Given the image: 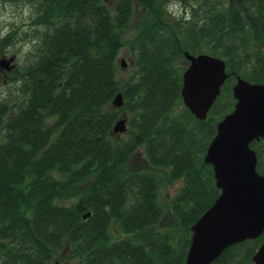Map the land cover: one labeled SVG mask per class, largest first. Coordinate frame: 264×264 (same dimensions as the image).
Returning <instances> with one entry per match:
<instances>
[{"label": "trees", "instance_id": "16d2710c", "mask_svg": "<svg viewBox=\"0 0 264 264\" xmlns=\"http://www.w3.org/2000/svg\"><path fill=\"white\" fill-rule=\"evenodd\" d=\"M28 1L44 30L36 33V60L13 73L25 101L14 111L0 101V264H60L61 253L69 264H186L191 226L220 194L213 167L204 161L224 115L215 112L219 97L206 120L188 108L176 112L182 71L166 48L179 47L173 38L179 35L173 26L172 42L157 35L165 21L157 18L154 0H117L114 10L103 0ZM137 1L150 8L148 22L157 20L132 40L140 49V69L123 87L116 59ZM248 11L239 26L255 29ZM189 28L181 33L194 43L215 28L222 44L224 34L237 39L241 32L208 20ZM240 40L250 43L243 34ZM255 60L258 70L243 76L264 82V53ZM119 92L125 105L117 109L113 100ZM125 110L131 115L129 135L114 139L113 127ZM142 146L166 175L126 170ZM252 147L264 174V140ZM175 180L184 181L170 202L184 228L179 238L159 227L167 214L161 186ZM80 185L84 190L75 201L59 202Z\"/></svg>", "mask_w": 264, "mask_h": 264}, {"label": "water", "instance_id": "95a60500", "mask_svg": "<svg viewBox=\"0 0 264 264\" xmlns=\"http://www.w3.org/2000/svg\"><path fill=\"white\" fill-rule=\"evenodd\" d=\"M190 65L183 73L182 100L199 120H206L230 76L223 58L184 52ZM15 57L2 58L0 68L11 71ZM122 66H126L122 60ZM234 109L217 123L204 161L213 167L221 190L214 203L191 226L192 236L186 264H212L231 245L255 239L264 232V174L257 169L254 140L264 139V82L237 76L233 86ZM113 105H124L119 92ZM127 130V118L119 119L113 132ZM91 212L84 215L88 218ZM264 264V242L253 256Z\"/></svg>", "mask_w": 264, "mask_h": 264}, {"label": "rangeland", "instance_id": "374dc122", "mask_svg": "<svg viewBox=\"0 0 264 264\" xmlns=\"http://www.w3.org/2000/svg\"><path fill=\"white\" fill-rule=\"evenodd\" d=\"M103 1L106 2L108 6L112 8V10L115 9L117 0ZM211 1L215 0H154L153 4H155L158 8V10H156L157 18L162 19L165 21V23H167L165 24L162 21V29L158 31L157 35L162 38H169L168 42H170V37L173 36L171 27L173 26L172 28L178 31L180 39L177 35H174L173 38H178L177 40L179 41V47L171 48L167 45L166 52H169V55L172 53L174 56L172 60L173 66L182 71V76L190 65V61L184 55L185 51H188L194 55L207 53L225 60L227 71L231 75L227 82L223 85V89L218 98V107L215 110V112L220 109L223 110L224 115L220 118L221 120L226 114L234 109L236 99L233 96V86L237 81V76L244 77V74L251 73L256 69L258 70V66H256L257 61L255 58L256 56L264 53V0H256L255 6L252 5L251 7L248 6L247 8L249 10L248 12L250 16L256 22L255 29H251L250 27L242 28V25L239 26V24H241L239 21L237 23H232L235 21H227L224 23V25L228 24V28L233 29L234 26H237L235 29H239L241 31L236 37L237 39H230L227 34H224V43H218L216 40L222 33H219L220 31L216 30V27L212 30L213 37L212 35L204 38L202 37L199 42L194 43L193 39L190 38V34L187 32L181 33V29L187 30V28L190 26L192 27L193 25L196 27L189 28L188 30L192 31L193 29L198 28L199 25L204 22V3ZM246 1L249 2V0ZM150 4H152L151 1ZM247 5L250 4L247 3ZM149 12L150 8L147 4L138 1L134 4V12L124 35L125 44L120 49L116 59L118 66L117 78L119 80V84L123 87H125L128 82H131L137 77L138 70L140 69L138 63V54L140 49L137 47L133 48L134 39L140 31L146 28V26L151 27L152 24L157 20L156 16H153L155 20L148 22L150 20V18L147 17ZM194 16H196V18H194ZM240 16L244 17L246 20L245 12ZM34 17L35 8L31 1L16 0L8 2L5 0H0V60L2 58H10L12 56L15 57V60L12 62V64H15V67L12 71H7L6 69L0 68V101H7L12 109L11 111L15 110L14 108L17 103H23L26 98L21 96V93L18 90V87L21 85V80L18 79L20 82L15 81L13 78V76H15L13 75L14 70L17 67H23L25 64L36 60L39 44L38 35H36V33L38 30L39 32L44 30L43 27L38 26L34 22ZM180 21L183 23L181 26L178 25V22L180 23ZM209 23L211 24L212 22ZM225 31H227V29H225ZM255 33H257V35ZM9 34L13 37L6 39V36ZM242 34L246 39H248V42L250 43L242 44V42H244L243 40H240ZM6 40L8 42H5ZM244 45H247V47ZM228 47L230 49H228ZM122 60H125L126 66H122ZM254 60L256 63H254ZM124 105L120 108H123ZM185 108L187 107L181 100L177 106L176 112L182 113ZM216 115L218 116V113H216ZM123 117L127 118V130L123 133L113 132L112 137L114 139L127 138L129 135V119L131 115L125 110L124 112L120 113L117 121ZM126 170H143L152 172L160 171H158V169L156 170V168H154L149 162L145 152V147L143 146L131 156L128 163L126 164ZM167 171L161 169L160 173L162 175H166ZM57 177H59V175H57ZM165 182L161 186L160 201L167 207V214L160 221L159 227L164 231L171 230L172 234H174L176 238H179L181 237L184 228L182 226L181 219L177 218L171 211L170 202L176 195L179 194L180 190L183 188L184 181L175 180L172 183ZM83 190L84 185L71 188L59 198V202L70 204L82 194ZM62 254L63 253L58 254L56 256V260H61L60 264H69V262H66V260L64 261L62 259ZM233 254L234 253L232 252L230 255Z\"/></svg>", "mask_w": 264, "mask_h": 264}, {"label": "flooded vegetation", "instance_id": "af4514ba", "mask_svg": "<svg viewBox=\"0 0 264 264\" xmlns=\"http://www.w3.org/2000/svg\"><path fill=\"white\" fill-rule=\"evenodd\" d=\"M255 1L256 0H249V2L246 0H215L204 3L203 19L204 21L208 20L220 23H225L227 21L243 22L244 17L240 15L243 14L248 6H255ZM247 3H249L250 5H247ZM233 15L236 16L234 17ZM263 140L264 139L254 140L251 143V146L252 144L257 142L262 143ZM263 242L264 232L262 233V235L255 239H246L242 242L231 245L212 264H256L253 260V256L259 250ZM232 252L234 254L230 255Z\"/></svg>", "mask_w": 264, "mask_h": 264}]
</instances>
